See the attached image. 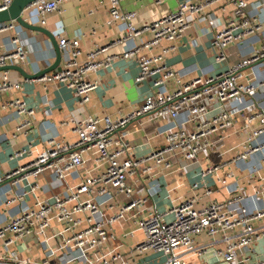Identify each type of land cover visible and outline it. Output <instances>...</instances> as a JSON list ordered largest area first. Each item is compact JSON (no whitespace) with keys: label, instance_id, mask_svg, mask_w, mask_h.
<instances>
[{"label":"built area","instance_id":"obj_1","mask_svg":"<svg viewBox=\"0 0 264 264\" xmlns=\"http://www.w3.org/2000/svg\"><path fill=\"white\" fill-rule=\"evenodd\" d=\"M13 1L0 0V11L6 10ZM67 1L38 0L28 9H34L41 17V25L46 26L47 16L59 12L61 5ZM122 2L124 0H109L111 20L108 25L115 21L125 24V33L120 39L107 46H97L80 62L79 57L83 53L79 39L60 36L59 47L63 52L61 70L36 80L45 87L63 84L73 91L78 104L85 106L99 87L98 82L90 80L89 76L124 59L137 63L139 73L136 83L151 82L153 91L137 110L116 119L95 116L65 122L63 125L71 126L76 134V142L49 138L46 150L38 158L0 177V184L7 182L17 187L50 170L54 172L55 180L62 183L68 174L83 166L84 156L90 152L97 155L96 162L101 168L99 173L86 177L76 186L38 199L32 207L25 204V199L29 195L36 196L40 188L37 183L30 186L29 192L12 196L7 204L21 202L25 205L18 215L0 224V264H140L134 257L150 252L166 257L164 264H189L193 258H207L206 264H264V251L261 257L253 259L254 247L264 242V204L258 202L260 196L264 197V187L258 188L254 196H247L230 186L235 178L234 166L259 157L260 168H255L252 173L257 174L264 169V110L260 109L247 118V135L240 153L230 160L202 168L200 183L193 185L194 191L203 188L202 197L194 195L165 213H159L155 207H148L153 188L145 195L134 196L137 181L153 172L151 163L160 164L168 170L173 166L174 156H181L187 161L196 160L201 152L214 146L215 136L234 125V116L225 109L226 104H239L244 98L255 96L264 89V81L244 83V69L264 63V42L260 51L237 62L231 60L228 52L231 45L256 34L260 23L248 14L246 0L186 1L174 11L143 25L137 24L135 12L122 9ZM219 3L234 6V18L217 31L212 42L216 64L227 65V70L214 76L193 79L168 91L166 87L178 77V73L166 59L176 50V43L189 27L187 17L202 18L207 9ZM19 28L15 21L0 24V36L13 33L0 45V69L27 62L28 53ZM145 33L152 35L150 40L126 47L122 53H110L114 47L133 44ZM163 43L168 45L159 54L144 53ZM20 88L21 84L11 82L7 75L0 79V107L21 117L17 131L27 134L33 125L35 110L20 98L4 99L7 93ZM206 100L219 101L222 110L208 119H202L208 110L204 104ZM152 112L158 116H169L174 122L182 112H186L196 127L193 132H187L181 125L175 124L167 132L163 147L148 156L134 157L127 142L116 139L115 134L132 120ZM255 122L258 127L251 128ZM31 154L30 149H22L16 151L13 157L20 159ZM222 171L225 175L218 182L227 189L228 198L200 203L201 199L208 200L213 194L205 180ZM115 195L124 196L126 201L118 212L108 217L105 209L114 207ZM129 214L137 231L143 235V240L131 248V256L118 252L111 245L115 238L112 227L121 220H127ZM54 221L63 226L64 232L70 233L61 247L68 251L64 257L67 259L52 262L48 258H22L14 251V247L29 236L45 235ZM204 235L212 241L198 244L197 239ZM210 258L215 261H210Z\"/></svg>","mask_w":264,"mask_h":264},{"label":"crops","instance_id":"obj_2","mask_svg":"<svg viewBox=\"0 0 264 264\" xmlns=\"http://www.w3.org/2000/svg\"><path fill=\"white\" fill-rule=\"evenodd\" d=\"M186 1L202 0H124L122 9L135 12L137 24L143 25L174 11ZM246 1L248 14L255 17L261 27L256 34L228 48L231 60L234 62L260 51L264 42V0ZM24 18L28 23L49 30L58 43L60 36L79 39L83 53L79 57L80 62L85 60V54L97 46L110 45L125 33L123 22L115 21L108 25L111 20L109 0H69L61 5L59 12L47 16L46 26L41 25V17L34 9L26 10ZM231 18H234V6L230 3L211 6L202 18L200 16L187 17L189 27L176 43V50L166 59L168 65L178 73V77L166 87L168 91L171 92L193 79L214 76L227 70V65L216 64L212 42L217 31ZM12 35L13 33L0 36V45ZM19 35L27 50L28 59L26 64L18 65L26 72L37 74L54 63L55 50L44 34L20 27ZM151 36L150 33H145L133 44L114 47L110 53H122L126 47L148 41ZM167 45L163 43L144 53L157 55ZM62 63L63 61L60 67ZM138 73L139 68L135 61L121 59L110 68L91 74L89 79L97 81L99 87L92 94L90 102L85 106H80L73 91L63 84H50L45 87L37 80L24 79L16 70H0V79L7 75L11 82L21 84L19 90L7 93L4 99L20 98L35 110L33 125L27 134H23L17 131L22 121L21 117L0 107V177L38 158L46 150L49 138L54 137L60 142H76V134L72 132L71 126L63 125L65 122L71 123L95 116H110L116 119L137 110L153 91L151 82L136 83ZM244 74L246 84L264 81V63L246 67ZM204 104L208 110L202 119H208L222 110L219 101L206 100ZM225 109L234 116V125L213 138L215 142L213 147L205 149L194 161H187L178 155L174 156L173 166L168 170L160 164L151 163L153 172L142 176L141 180L137 181L134 186V196L145 195L153 188L148 207H155L159 213H165L194 195L202 197L203 188L193 190V185L200 183V171L208 165L230 160L242 151V144L247 135V118L260 109L264 110V89L255 96L244 98L239 104L227 103ZM175 124L181 125L187 132H193L196 127L194 120L186 112H182L176 122L169 116H158L157 113L152 112L132 120L124 129L115 134V138L127 142L132 156L142 158L165 145L166 134ZM258 125L255 122L251 128H256ZM22 149H30L32 154L20 159L14 158V153ZM84 159L83 166L76 172L68 174L62 183L57 182L54 172L48 170L38 178L25 181L17 187H12L7 182L0 184V224L18 215L25 204L32 207L38 199L60 193L80 184L86 177L99 173L101 168L97 165L95 153H87ZM255 168H260L259 157L234 166L232 171L235 178L231 180L230 186L236 187L247 196H254L258 188L264 187V169L255 174L252 173ZM223 175L225 171L205 180L207 186L212 188L213 194L208 200L201 199L200 203L211 200L222 201L228 198L227 189L218 182ZM34 183L40 186L36 196L29 195L24 205L21 202L7 204L15 194L29 192L30 186ZM260 197L258 202L263 205L264 197ZM125 201L124 196L115 195L114 207L105 209L106 216L109 217L118 212ZM128 216L127 220H121L112 227L115 238L111 241V245L118 252L131 256V248L143 240V235L137 231V226L131 220L130 214ZM63 230V226L54 221L45 235L29 236L19 242L14 247V251L22 258L39 260L48 258L52 262H57L60 258L67 259L64 257L68 251L62 250L61 247L70 233ZM131 232H135L133 236L130 235ZM211 241V238L206 235L197 239L198 244H208ZM254 248L253 259H257L264 251V242ZM52 252L54 254H51ZM156 255L159 254L150 252L143 256L136 255L134 260L140 264H154ZM211 260L214 259L210 258ZM207 262V258L189 260V264H206Z\"/></svg>","mask_w":264,"mask_h":264},{"label":"water","instance_id":"obj_3","mask_svg":"<svg viewBox=\"0 0 264 264\" xmlns=\"http://www.w3.org/2000/svg\"><path fill=\"white\" fill-rule=\"evenodd\" d=\"M38 0H14L12 4L6 9L0 11V24L15 21L20 27L30 30L32 32H38L40 34H44L52 44L55 53H56V59L54 63L37 74H30L25 71V69L19 65H8L4 68H1V71L4 70H16L20 72V74L23 76L26 80H36L45 74H48L50 72H57L61 70V62H62V55L63 52L61 48L59 47V43L56 39V37L46 28L28 23L25 18L24 14L25 11L28 10L29 6H31L33 3L37 2Z\"/></svg>","mask_w":264,"mask_h":264},{"label":"rangeland","instance_id":"obj_4","mask_svg":"<svg viewBox=\"0 0 264 264\" xmlns=\"http://www.w3.org/2000/svg\"><path fill=\"white\" fill-rule=\"evenodd\" d=\"M154 264H164L166 261V257H162L161 255H156Z\"/></svg>","mask_w":264,"mask_h":264}]
</instances>
